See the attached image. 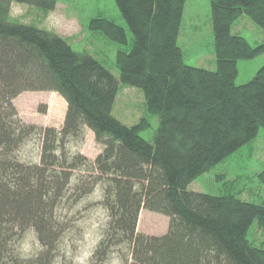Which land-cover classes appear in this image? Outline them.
I'll list each match as a JSON object with an SVG mask.
<instances>
[{
	"label": "trees",
	"instance_id": "trees-1",
	"mask_svg": "<svg viewBox=\"0 0 264 264\" xmlns=\"http://www.w3.org/2000/svg\"><path fill=\"white\" fill-rule=\"evenodd\" d=\"M52 10L57 0H0V264H52L65 224L55 208L67 196L101 182L108 214L93 254L126 243L124 264H264V247L247 239L254 219L264 227V205L187 189L264 130V64L251 80L236 84L237 61L252 47L232 24L248 16L264 30V0H210L215 69L188 65L177 37L185 0H114L125 28L98 14L88 28L119 45V80L88 52L74 50L60 34L9 19L11 2ZM123 85L139 88L145 111L158 117L152 142L139 132L146 117L126 125L111 114ZM46 90L66 103L59 129L21 120L13 99L23 91ZM90 129L103 145L94 161L63 147ZM32 134L40 140L36 160L18 150ZM60 148V150H59ZM264 183V169L258 174ZM78 188V189H77ZM77 190V192H75ZM70 193V192H69ZM168 217L161 235L136 230L140 210ZM33 228L40 248L18 247Z\"/></svg>",
	"mask_w": 264,
	"mask_h": 264
},
{
	"label": "rangeland",
	"instance_id": "rangeland-1",
	"mask_svg": "<svg viewBox=\"0 0 264 264\" xmlns=\"http://www.w3.org/2000/svg\"><path fill=\"white\" fill-rule=\"evenodd\" d=\"M98 14L123 26L129 35L114 0H57L54 8L46 13L34 4L13 1L9 9L10 20L62 35L74 50L88 52L119 80V71L115 66V54L119 45L101 32L88 28L90 19ZM231 33L243 36L252 47L264 46V30L246 15L240 16L232 24ZM177 44L186 64L215 69L210 0H185ZM263 64L264 49L252 58L239 59L235 83L240 85L251 80ZM13 104L21 120L26 123L56 129L62 125L66 103L56 92L23 91L13 99ZM111 114L126 125H132L141 117H146L149 124L139 134L152 142L158 127V117L146 113L144 96L139 88L119 82ZM60 148L72 153L79 152L88 160L94 161L103 145L85 127L82 136L69 138ZM39 153L40 140L36 134L25 140L18 150L19 156L26 160H36ZM263 169L264 130L260 128L255 139L243 144L197 176L188 184L187 189L213 195L232 192L241 200L264 205V183L258 178ZM81 174H85L84 178H87L86 170L73 171L69 181L73 189H69L67 196L55 208V217L65 224V228L60 233L52 264H124L128 251L126 243L110 246L98 255L93 254L102 238L108 214L102 204L101 182L82 195L75 197L72 193L75 186L82 185L77 183V177ZM257 223V219H254L250 224L247 239L256 246L264 247V227ZM167 227L166 215L144 208L140 210L136 226L138 232L161 235ZM18 247L25 255H32L40 248L33 228L23 232Z\"/></svg>",
	"mask_w": 264,
	"mask_h": 264
}]
</instances>
